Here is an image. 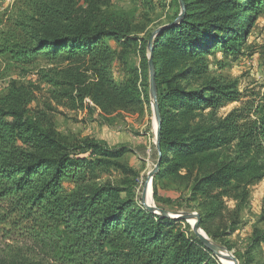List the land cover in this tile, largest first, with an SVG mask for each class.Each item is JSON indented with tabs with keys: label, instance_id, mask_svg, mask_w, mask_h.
<instances>
[{
	"label": "trees",
	"instance_id": "trees-1",
	"mask_svg": "<svg viewBox=\"0 0 264 264\" xmlns=\"http://www.w3.org/2000/svg\"><path fill=\"white\" fill-rule=\"evenodd\" d=\"M79 1L31 0L32 14L17 21L20 35L1 41L0 56L19 66L87 61L94 81L84 83L69 73L72 78L64 82L76 86L80 100L89 96L105 111L140 104L148 94L136 76L117 84L107 71L118 53L111 42L125 48L136 40L128 25L98 12L97 4L109 0H82V8ZM182 1L180 21L157 34L150 50L160 117L155 178L188 170L204 155L232 146L235 163L195 177L190 199L246 200L248 191L237 177L264 176V94L249 91L240 106L211 124L195 119L200 111L215 112L245 96L233 82L208 77L207 56L245 50L250 28L264 14V0ZM146 44L140 62L144 85ZM30 101L29 87L14 82L0 97V264H219L187 223L183 228V219L149 212L131 181H102L111 167L123 169L118 161L124 145L69 142ZM260 237L264 230L255 231L253 242Z\"/></svg>",
	"mask_w": 264,
	"mask_h": 264
},
{
	"label": "rangeland",
	"instance_id": "rangeland-1",
	"mask_svg": "<svg viewBox=\"0 0 264 264\" xmlns=\"http://www.w3.org/2000/svg\"><path fill=\"white\" fill-rule=\"evenodd\" d=\"M30 2L31 0H0V43L10 35H20L17 21L32 14L33 10H29ZM77 6L86 7V3L80 0ZM97 8L110 22L127 24L129 35L136 39L131 46L125 48L111 42L118 53L108 63V75L117 84L136 76L139 89L147 92L148 97H141L140 104H126L105 111L89 96L80 100L76 86L64 83L72 78L69 73L75 74L84 83L94 81L95 77L92 70L88 69L87 61H36L31 65L19 66L11 62L8 55L0 56V97L6 96L13 82L16 85H27L31 92L28 106L45 123L51 124L59 136L69 142L91 139L103 140L108 145H124L126 152L118 161L124 166L123 169L111 167L102 181L120 184L127 179L132 182L140 197L143 185L159 158L156 135L153 132L156 120L149 93V69L144 85V74L140 68L142 43H147L145 55L149 58L148 42L152 38L153 44L156 36L153 32L175 20L178 23L182 7L175 0H109L104 4H97ZM207 58L208 77L226 83L233 82L238 92L245 96L240 99L242 101L228 103L215 112L210 109L198 112L195 121L202 124H211L240 106L241 102L249 98V91L264 94V14L250 28L245 50L235 56H226L222 51H216ZM48 79L63 84L54 85ZM233 160V147L225 146L201 157L200 164L195 162L189 171L180 169L178 173H162L156 178L155 173L151 184L153 204L158 209L173 214L198 215L199 229L219 248L231 254L238 264H264V237H260L259 242H253L255 231L261 233L264 230V176L252 180L250 177L253 173L246 171L249 174L237 177V181L245 184L248 191L246 200L227 196L219 199L205 196L190 199L195 177L207 170L234 164ZM121 172L131 173L124 176ZM186 223L184 220L183 228ZM187 224L193 232L192 221ZM5 242L8 243L9 240Z\"/></svg>",
	"mask_w": 264,
	"mask_h": 264
},
{
	"label": "water",
	"instance_id": "water-1",
	"mask_svg": "<svg viewBox=\"0 0 264 264\" xmlns=\"http://www.w3.org/2000/svg\"><path fill=\"white\" fill-rule=\"evenodd\" d=\"M181 7H182V14H183V9H184V5H183V1L179 0ZM181 14V15H182ZM177 23V20L168 23L164 26H161L159 28H157L154 32L153 35H157L159 34L161 31H163L164 29L173 26L174 24ZM152 38H150L149 42H148V48L149 50L152 49ZM151 57V53L149 55V93L150 96L152 98V107H153V113H154V117L156 120V125H157V132L155 133L156 135V145H157V151L158 154L160 152V147H159V135H158V130L160 127V117H159V111H158V107H157V92H156V85H155V80H154V70H153V63L150 60ZM159 159L154 167V169L150 172L148 179L145 181L142 191H141V196H140V202L141 204L151 213L153 214H158L161 217H170L173 219H183L185 220L187 223H190V221H192V229L194 234L201 240V242L212 252V254L217 257L219 260L220 259H226L231 261L233 264H238L237 260L228 252H222V250L215 244L213 243L211 240H209L207 238V236L199 229V216L196 214H173L170 212H166L163 211L161 209H158L153 203L149 204L147 203V192L148 189L150 188V192H151V199H152V190H151V184H152V178L155 175V173H157L159 171ZM153 202V199H152Z\"/></svg>",
	"mask_w": 264,
	"mask_h": 264
},
{
	"label": "bare ground",
	"instance_id": "bare-ground-1",
	"mask_svg": "<svg viewBox=\"0 0 264 264\" xmlns=\"http://www.w3.org/2000/svg\"><path fill=\"white\" fill-rule=\"evenodd\" d=\"M153 132L156 133L157 132V125L154 124L153 126ZM147 203L152 204V199H151V192H150V188L148 189L147 192ZM191 222V221H190ZM222 250V252H225V250L223 248H220ZM220 261L222 262V264H233L231 261L226 260V259H220Z\"/></svg>",
	"mask_w": 264,
	"mask_h": 264
}]
</instances>
